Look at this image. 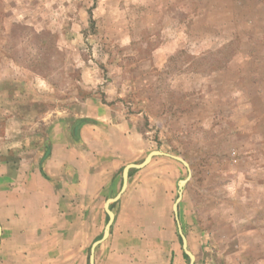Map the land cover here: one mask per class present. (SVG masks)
Segmentation results:
<instances>
[{
	"label": "rangeland",
	"instance_id": "rangeland-1",
	"mask_svg": "<svg viewBox=\"0 0 264 264\" xmlns=\"http://www.w3.org/2000/svg\"><path fill=\"white\" fill-rule=\"evenodd\" d=\"M152 150L194 264H264V0H0V264H89ZM188 174L132 171L96 264H189Z\"/></svg>",
	"mask_w": 264,
	"mask_h": 264
},
{
	"label": "water",
	"instance_id": "water-1",
	"mask_svg": "<svg viewBox=\"0 0 264 264\" xmlns=\"http://www.w3.org/2000/svg\"><path fill=\"white\" fill-rule=\"evenodd\" d=\"M156 156H169L172 157L173 159H176L178 161H180L181 163H183L189 170V174L188 177L186 179H181L179 181V193H178V197L176 199V201L173 204V209L177 218V222H178V228H179V233L181 235V239H182V246L184 249V252L188 255L189 257V264H194L195 262V255L194 253L191 251L189 245H188V240L187 237L185 235V233L183 232L180 220H179V216H178V212H179V202L182 199L183 196V189L185 184L187 183V181L190 180L191 176H192V171H191V167L189 162L182 156L180 155H174L168 152H165L163 150H152L150 151L146 157L141 161V162H132V163H128L123 167L122 170V185L121 188L119 190V192L113 196V197H109L105 204V211L108 215V221L105 225V228L103 230V233L101 235V237L97 240H95L92 245H91V249H90V256H89V264H96V259H95V254H96V249L98 247L99 244H101L103 241H105L109 235H110V231H111V227L113 225V222L115 220V213L112 210V206L113 204H115L117 201H119V199L121 198L122 194L125 192V190L128 187V182H129V177L132 171L137 170V169H141L145 166H147L154 157ZM1 234H2V226L0 224V246H1Z\"/></svg>",
	"mask_w": 264,
	"mask_h": 264
},
{
	"label": "crops",
	"instance_id": "crops-1",
	"mask_svg": "<svg viewBox=\"0 0 264 264\" xmlns=\"http://www.w3.org/2000/svg\"><path fill=\"white\" fill-rule=\"evenodd\" d=\"M93 125H95V124H93ZM81 131H82V129H81ZM69 140L71 141V139H69ZM51 157H52V153L49 154V157L48 158L50 159ZM5 179H7L9 181L11 178L7 174L4 175V176H2V174H0V186L3 185ZM5 192L6 191H5L4 188H0V209H1V206H3V202L8 199V197L6 196V193ZM0 224L2 226L1 246H0V248H1L2 245H3V236L5 234V226H4V221L2 219V216H1V210H0Z\"/></svg>",
	"mask_w": 264,
	"mask_h": 264
},
{
	"label": "bare ground",
	"instance_id": "bare-ground-1",
	"mask_svg": "<svg viewBox=\"0 0 264 264\" xmlns=\"http://www.w3.org/2000/svg\"><path fill=\"white\" fill-rule=\"evenodd\" d=\"M188 177V176H187ZM186 179V178H185ZM180 181V180H179ZM188 182V181H187ZM186 185V184H185Z\"/></svg>",
	"mask_w": 264,
	"mask_h": 264
}]
</instances>
